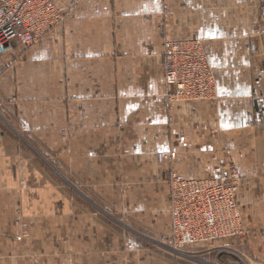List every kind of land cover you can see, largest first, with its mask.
Here are the masks:
<instances>
[{
    "label": "crops",
    "instance_id": "0c3cea01",
    "mask_svg": "<svg viewBox=\"0 0 264 264\" xmlns=\"http://www.w3.org/2000/svg\"><path fill=\"white\" fill-rule=\"evenodd\" d=\"M57 2L63 24L0 55V264H264V0ZM188 38L215 101L165 96L164 40ZM231 164L244 235L175 259L171 171Z\"/></svg>",
    "mask_w": 264,
    "mask_h": 264
},
{
    "label": "built area",
    "instance_id": "2783aa9c",
    "mask_svg": "<svg viewBox=\"0 0 264 264\" xmlns=\"http://www.w3.org/2000/svg\"><path fill=\"white\" fill-rule=\"evenodd\" d=\"M65 21L57 0H0V55L14 48L32 49ZM264 32V10L261 17ZM165 96L169 101L212 102L218 86L214 68L200 39L164 40ZM177 154L164 150L159 163L175 162ZM241 173L221 165L208 178H187L171 171L170 214L173 245H213L244 235L238 203Z\"/></svg>",
    "mask_w": 264,
    "mask_h": 264
},
{
    "label": "rangeland",
    "instance_id": "374dc122",
    "mask_svg": "<svg viewBox=\"0 0 264 264\" xmlns=\"http://www.w3.org/2000/svg\"><path fill=\"white\" fill-rule=\"evenodd\" d=\"M0 121H4L3 119H2V115L0 114ZM79 203H82V204H87V202H85V201H83L82 200V198L81 197H79ZM139 221L137 220V223H138ZM137 229H139L140 231H142L143 232V230H142V228H139V227H137ZM145 232H147V230H144ZM148 233V232H147ZM153 234V236H157V238L158 239H160V233H158V234H156V233H152ZM138 238V237H137ZM144 241V240H143ZM144 243V244H143ZM142 245H143V247H146V248H149V249H151L152 250V252L153 251H155V252H157V254H164L165 253V249H164V247L163 246H161L160 245V242L158 243V245H149V244H147V243H145V242H142ZM184 247V246H183ZM182 248V247H181ZM181 248H179V249H176V248H173V250H174V258L175 259H177V254H179V253H182V252H185V249L184 250H182ZM187 251V250H186Z\"/></svg>",
    "mask_w": 264,
    "mask_h": 264
}]
</instances>
